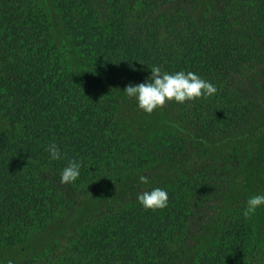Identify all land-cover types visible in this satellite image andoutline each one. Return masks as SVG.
<instances>
[{"label":"trees","instance_id":"1","mask_svg":"<svg viewBox=\"0 0 264 264\" xmlns=\"http://www.w3.org/2000/svg\"><path fill=\"white\" fill-rule=\"evenodd\" d=\"M153 65L217 91L138 129L123 90ZM263 105L264 0H0V264H257Z\"/></svg>","mask_w":264,"mask_h":264},{"label":"clouds","instance_id":"2","mask_svg":"<svg viewBox=\"0 0 264 264\" xmlns=\"http://www.w3.org/2000/svg\"><path fill=\"white\" fill-rule=\"evenodd\" d=\"M130 66L136 70L134 66ZM150 70V74L142 82H130L123 90L126 97L135 100L137 107L146 114L153 113L154 110L163 107L166 102L183 104L186 101L207 99L217 91L213 83L191 71L180 70L170 73L162 71L158 65H153ZM45 150L51 161L62 158L61 149L55 142L49 143ZM80 169L81 163L78 160H70L60 172V183L74 182L80 175ZM139 182L147 185L149 178L139 175ZM137 201L144 210L156 211L167 208L169 196L166 189L154 187L139 192ZM261 206H264V194L252 195L247 198L242 215L248 217ZM7 264H13V262L9 260Z\"/></svg>","mask_w":264,"mask_h":264},{"label":"rangeland","instance_id":"3","mask_svg":"<svg viewBox=\"0 0 264 264\" xmlns=\"http://www.w3.org/2000/svg\"><path fill=\"white\" fill-rule=\"evenodd\" d=\"M132 115L134 116V125L138 127V129H144V131L150 132L151 130L154 131V127L156 128V131L164 132L170 127L173 126V120L170 117L168 111L164 108H158L153 111L151 114H146L143 111H141L138 107L132 110ZM256 125L259 126L260 130L258 134L264 135V105L261 110V113L258 116V119L256 121ZM252 141H254L253 137H251ZM223 145V144H221ZM248 147H252L251 145L247 144ZM246 146V145H245ZM217 148H220V145L217 146ZM246 174L244 173L242 175V180L245 179ZM251 179H256L255 175L249 176ZM257 264H264V250L262 251V259Z\"/></svg>","mask_w":264,"mask_h":264}]
</instances>
